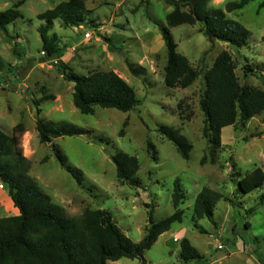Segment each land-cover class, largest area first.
<instances>
[{
    "label": "rangeland",
    "instance_id": "rangeland-1",
    "mask_svg": "<svg viewBox=\"0 0 264 264\" xmlns=\"http://www.w3.org/2000/svg\"><path fill=\"white\" fill-rule=\"evenodd\" d=\"M63 1L67 0H0V12L21 2L20 17L0 30V130L11 134L15 125L22 124L20 146L29 162V176L67 217L86 209L105 210L133 243L144 237L149 212L153 221L174 212L171 194L174 181H180L181 221L144 252L143 262L121 258L106 264H183L179 259L183 238L202 257L190 264H264V202H260L264 184L243 195L231 178L257 167L264 171V111L244 124L223 128L222 146L212 156L199 107L204 74L223 51L231 55L240 85L262 88L264 7L259 4L263 0L226 14L250 33L242 47L208 39L199 24L169 29L177 51L198 73L185 89L163 82L167 50L159 25L166 26L165 16L173 10L164 0H83L82 26L69 28L53 21L48 37L55 38L63 55L50 59L39 32L45 22L37 16ZM236 1L210 0L209 6L224 9L227 2ZM85 32L90 38L84 37ZM61 63L82 76L115 72L133 88L137 105L128 112L97 106L92 115L80 113L72 101L73 83L58 71ZM127 63L138 73L133 74ZM49 95L54 99L37 105ZM37 119L73 124L88 133L41 143ZM161 127L178 130L192 145L187 160L159 132ZM117 152L137 158L138 184L121 185L116 179L111 156ZM58 155L65 166L79 171L77 179L61 166ZM204 188L222 196L212 221L193 216L194 200ZM16 214L0 183V217Z\"/></svg>",
    "mask_w": 264,
    "mask_h": 264
},
{
    "label": "trees",
    "instance_id": "trees-1",
    "mask_svg": "<svg viewBox=\"0 0 264 264\" xmlns=\"http://www.w3.org/2000/svg\"><path fill=\"white\" fill-rule=\"evenodd\" d=\"M252 1L227 2L224 9H216L209 6L210 0H164L173 7L165 16L166 26L159 25L167 50L164 84L169 88L185 89L198 77L187 58L177 51L170 28L199 24L200 32L208 39L242 47L246 45L250 33L226 14L242 10ZM19 4L21 2L0 12V30L20 17L17 10ZM262 7L264 0L259 4V8ZM85 12L83 0H67L37 16L38 20L45 22L39 32L43 52L48 58L63 55L55 38L48 37L53 21L60 20L65 27L78 28L85 22ZM127 64L133 74L138 73L132 65ZM57 68L63 79L73 83L72 101L82 114L92 115L97 106L128 112L137 105L133 88L113 71H93L82 76L62 63ZM247 70L252 72L250 68ZM261 79L262 88L240 85L234 61L226 51L219 53L205 72V88L199 99V107L204 116L202 133L212 156L222 146L223 128L236 122L244 124L264 111V74ZM49 99L53 100L54 97H41L37 105ZM126 124L125 121L123 127ZM35 129L39 141L45 144L55 138L88 133L73 124L41 119L36 120ZM159 132L173 144L183 159L189 158L192 145L178 130L161 127ZM23 133L22 124L15 125L11 134L0 130V183L17 210L14 216L0 217V264H106L121 258L142 260L144 252L151 248L158 237L168 232L172 224L181 221L182 211L178 207L184 195L178 179L174 181L171 194L174 212L159 221H153L149 212L146 233L138 243L131 242L105 210L86 209L79 216L67 217L62 207L54 204L29 176V162L20 146L19 137ZM58 158L61 166L77 179L79 171L65 166L61 156L58 155ZM111 160L116 179L121 185L138 184L134 178L139 169L136 157L117 152L111 156ZM238 176L239 173L231 174L236 190L243 195L264 184V171L259 167ZM221 198L219 193L204 188L194 200V219L205 217L212 221L214 207ZM260 202H264V195L260 197ZM179 247V259L183 264L202 258L186 238L181 239Z\"/></svg>",
    "mask_w": 264,
    "mask_h": 264
},
{
    "label": "built area",
    "instance_id": "built-area-1",
    "mask_svg": "<svg viewBox=\"0 0 264 264\" xmlns=\"http://www.w3.org/2000/svg\"><path fill=\"white\" fill-rule=\"evenodd\" d=\"M84 37L87 38V39L90 38V33L89 32H85L84 33ZM219 247H220V245H218V248Z\"/></svg>",
    "mask_w": 264,
    "mask_h": 264
}]
</instances>
